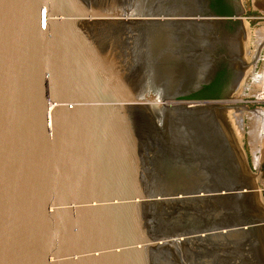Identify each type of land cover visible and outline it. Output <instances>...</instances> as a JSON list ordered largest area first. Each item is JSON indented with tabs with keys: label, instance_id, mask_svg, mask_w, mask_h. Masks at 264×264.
Masks as SVG:
<instances>
[{
	"label": "water",
	"instance_id": "1",
	"mask_svg": "<svg viewBox=\"0 0 264 264\" xmlns=\"http://www.w3.org/2000/svg\"><path fill=\"white\" fill-rule=\"evenodd\" d=\"M244 20L221 40L198 0H0V264H264L238 108L180 98L205 37L242 35L228 99Z\"/></svg>",
	"mask_w": 264,
	"mask_h": 264
},
{
	"label": "rangeland",
	"instance_id": "2",
	"mask_svg": "<svg viewBox=\"0 0 264 264\" xmlns=\"http://www.w3.org/2000/svg\"><path fill=\"white\" fill-rule=\"evenodd\" d=\"M246 22L250 25L251 36L243 35L246 61L241 67L237 84L228 99L209 101L213 107L236 106L237 114L225 112V119L234 141L245 162L248 174L256 191L264 215V100L258 80L263 82L264 94V40L257 34L264 29V0H243ZM245 34V30H244ZM261 112V114H259ZM262 129V130H261ZM261 183H257L255 176ZM254 176V177H253Z\"/></svg>",
	"mask_w": 264,
	"mask_h": 264
},
{
	"label": "flooded vegetation",
	"instance_id": "3",
	"mask_svg": "<svg viewBox=\"0 0 264 264\" xmlns=\"http://www.w3.org/2000/svg\"><path fill=\"white\" fill-rule=\"evenodd\" d=\"M198 5L207 17L230 19V24L216 32L221 40H227L228 36L235 34L237 27L242 25V18H245L246 21L243 0H198ZM234 19L235 21H233ZM241 37L242 35H239L227 44L217 45L213 52L210 43L217 37H205L207 44L201 45L200 55L206 61L207 73L205 72L200 77H189L191 82L199 83V88L185 96H180V98L194 102H209L227 97L232 90L234 79L238 77L235 66L240 62L237 59L239 57L237 51L242 43ZM194 46L196 45L194 44Z\"/></svg>",
	"mask_w": 264,
	"mask_h": 264
},
{
	"label": "bare ground",
	"instance_id": "4",
	"mask_svg": "<svg viewBox=\"0 0 264 264\" xmlns=\"http://www.w3.org/2000/svg\"><path fill=\"white\" fill-rule=\"evenodd\" d=\"M243 25H244V30H245V36H247L248 38L251 36V32H250V25L244 20L243 21ZM257 34H259V36H261L260 40H264V29L260 30ZM264 115V113H263ZM262 130V129H261ZM254 177V176H253ZM255 180H257V183H261V179L259 176H255ZM257 193H259V190L256 191ZM259 196V195H258ZM262 203V202H261ZM264 206V205H263Z\"/></svg>",
	"mask_w": 264,
	"mask_h": 264
},
{
	"label": "crops",
	"instance_id": "5",
	"mask_svg": "<svg viewBox=\"0 0 264 264\" xmlns=\"http://www.w3.org/2000/svg\"><path fill=\"white\" fill-rule=\"evenodd\" d=\"M259 79L260 80H258V84H259V87L261 86V91H259L258 92V96H259V98H260V100H264V94H262V89H263V82L261 81V79H262V77H261V75H260V77H259ZM262 113H264V112H262ZM259 114H261V112H259Z\"/></svg>",
	"mask_w": 264,
	"mask_h": 264
}]
</instances>
